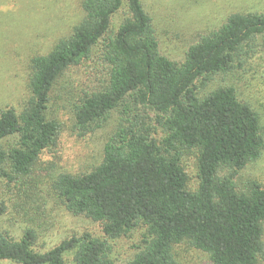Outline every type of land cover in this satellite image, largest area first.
<instances>
[{"label":"trees","instance_id":"1","mask_svg":"<svg viewBox=\"0 0 264 264\" xmlns=\"http://www.w3.org/2000/svg\"><path fill=\"white\" fill-rule=\"evenodd\" d=\"M81 7L84 17L71 35L32 58L24 109L0 112V179L21 187L32 179L61 137L52 109L59 81L71 68L101 60L106 70L100 80L80 85L72 104L73 129L86 135L118 112L117 129L96 166L60 173L51 189L71 214L100 224L102 236L74 234L41 252L34 228L19 240L0 232V260L117 264L112 243L144 230L125 264H184L176 258L183 243L208 254L213 264H261L264 184L240 175L263 157L264 127L261 112L242 100L237 74L258 48L264 50V11L231 14L177 63L161 53L142 0H81ZM235 73L236 82L209 89L216 76ZM13 136L16 144L4 148ZM191 151L197 152L194 189L185 160ZM18 192L25 199L26 189ZM6 211L0 203V218Z\"/></svg>","mask_w":264,"mask_h":264},{"label":"rangeland","instance_id":"2","mask_svg":"<svg viewBox=\"0 0 264 264\" xmlns=\"http://www.w3.org/2000/svg\"><path fill=\"white\" fill-rule=\"evenodd\" d=\"M142 1L153 19L161 53L177 63L185 60L189 47L200 36L218 29L231 14L264 11V0ZM83 17L81 0H0V112L9 107L19 113L24 109L31 97L32 58L48 54L59 39L71 35ZM122 19V13L118 14L112 27L117 28ZM100 61L94 59L88 65L71 68L59 81L52 109L61 123V137L58 146L42 156L40 168L32 179L22 182V187L0 179V203L7 206L0 218V232L19 240L27 228H34L38 232L36 251L44 252L74 234L87 231L102 236L100 224L71 214L51 189L52 181L60 173L79 174L96 166L102 160L104 144L117 129L118 112L103 127L86 135L79 136L73 129L72 104L80 95V85L86 88L84 85L97 84L100 80L106 70ZM93 68L99 70L92 74ZM237 76L242 100L251 102L261 112L264 127L262 48L247 60ZM230 82H236V73L233 78L216 76L209 89ZM17 139V136L8 138L3 141V147L9 149ZM196 155V151H191L185 156L193 189L197 186ZM240 179H259L264 184V155L243 170ZM20 189H26L25 199L18 196ZM143 232L133 231L112 243L111 257L117 264H125L132 257ZM176 258L184 264H213L208 254L186 243L176 247ZM0 264L16 263L0 260Z\"/></svg>","mask_w":264,"mask_h":264}]
</instances>
